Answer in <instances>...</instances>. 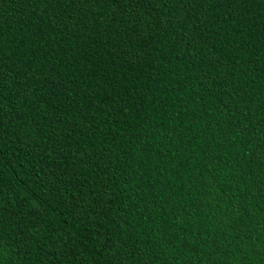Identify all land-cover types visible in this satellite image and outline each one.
I'll use <instances>...</instances> for the list:
<instances>
[{"label":"trees","instance_id":"trees-1","mask_svg":"<svg viewBox=\"0 0 264 264\" xmlns=\"http://www.w3.org/2000/svg\"><path fill=\"white\" fill-rule=\"evenodd\" d=\"M0 264H264V0H0Z\"/></svg>","mask_w":264,"mask_h":264}]
</instances>
